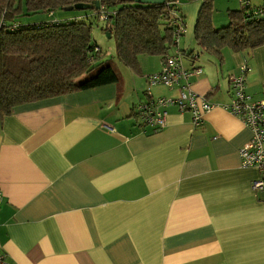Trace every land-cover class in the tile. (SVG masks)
<instances>
[{"label": "crops", "instance_id": "0c3cea01", "mask_svg": "<svg viewBox=\"0 0 264 264\" xmlns=\"http://www.w3.org/2000/svg\"><path fill=\"white\" fill-rule=\"evenodd\" d=\"M188 31L178 85L149 87L161 60L140 56L137 70L106 63L112 84L0 115L5 264H264V196L250 189L259 174L238 155L251 132L223 108L242 64L246 93L264 99V46L190 49ZM184 85L214 105L201 123L176 106L158 130L135 115Z\"/></svg>", "mask_w": 264, "mask_h": 264}, {"label": "trees", "instance_id": "16d2710c", "mask_svg": "<svg viewBox=\"0 0 264 264\" xmlns=\"http://www.w3.org/2000/svg\"><path fill=\"white\" fill-rule=\"evenodd\" d=\"M95 1H99L97 10L78 11L91 12L102 21V31L115 38V58L122 65L137 70L140 56L162 60L172 48H178L185 30L184 17L177 10L180 0L155 5L133 0H0V115L10 114L17 106L116 81L114 71L102 65L104 55L91 40V23L79 18H56L18 24L21 16L41 12L52 15L55 10L79 3L93 5ZM239 4L238 11L229 12V23L214 29L212 0H202L193 27L197 47L217 53L228 47L248 55L264 46V0L257 7H252L249 0ZM102 11L107 15L103 20L99 18ZM172 21L181 27L178 36Z\"/></svg>", "mask_w": 264, "mask_h": 264}, {"label": "built area", "instance_id": "2783aa9c", "mask_svg": "<svg viewBox=\"0 0 264 264\" xmlns=\"http://www.w3.org/2000/svg\"><path fill=\"white\" fill-rule=\"evenodd\" d=\"M99 16L102 20L107 17L104 11L100 12ZM172 24L175 25L173 21ZM181 32V27L176 26L174 31L176 36ZM180 58L181 53L177 48H174L171 54L161 60L160 70L147 76V83L150 86L161 84L172 87L178 85L180 79L186 80L189 74L183 71ZM199 71V69L194 70V73ZM246 72L247 67L242 64L239 75L229 76L228 82L233 94L230 103L223 108L239 118L251 132L250 139L238 151L240 166L252 168L258 172V177L250 183V189L252 192L261 193L264 196V99L258 101L250 99L245 91ZM170 106H176L179 110H188L192 115L193 123L197 125L203 121L204 114L210 111L214 105L192 92L188 85H184L177 97H158L145 103H139L135 107V114L143 125L158 130L164 126L167 115L166 108ZM3 256L0 250V264H5Z\"/></svg>", "mask_w": 264, "mask_h": 264}, {"label": "rangeland", "instance_id": "374dc122", "mask_svg": "<svg viewBox=\"0 0 264 264\" xmlns=\"http://www.w3.org/2000/svg\"><path fill=\"white\" fill-rule=\"evenodd\" d=\"M19 1V0H17ZM202 0H180L177 6L178 13L184 16L186 28L190 30L193 28L199 8L201 6ZM249 3L252 7L261 6L263 4V0H249ZM239 0H212L211 5V23L216 26V29H220L225 27L229 23V12L230 11H238L240 9ZM91 12H80L78 10H72L69 12L55 10L52 15L48 16V13L41 12L38 14H30L29 16H21L18 18L20 23L30 24L33 22H51L52 20L59 18L62 21H65L67 17H80L79 19H83L87 23H91V40L95 45L100 49L101 53L104 55L103 57V66L109 62L118 66V61L115 58V38L114 36H108V33L102 31V21L95 18ZM85 14H88L87 17ZM35 24V23H33ZM192 24V26H190ZM185 28V29H186ZM185 31V30H184ZM189 37V31L187 34L184 33L183 36L179 38L178 47L182 44L184 37ZM181 40V43H180ZM193 43V44H192ZM190 44V49L192 46H195V42L193 41ZM120 65V64H119ZM97 68L93 70L89 75L95 73Z\"/></svg>", "mask_w": 264, "mask_h": 264}, {"label": "water", "instance_id": "95a60500", "mask_svg": "<svg viewBox=\"0 0 264 264\" xmlns=\"http://www.w3.org/2000/svg\"><path fill=\"white\" fill-rule=\"evenodd\" d=\"M133 1L138 3V4L155 5V4H162V3H164L165 0H133ZM93 8L95 10H97L99 8V1H95L93 5L79 3V4H75L72 6L65 7L62 10L65 12H69L72 10H91ZM108 36H109V34H108Z\"/></svg>", "mask_w": 264, "mask_h": 264}]
</instances>
